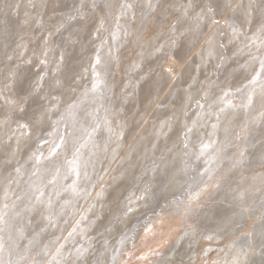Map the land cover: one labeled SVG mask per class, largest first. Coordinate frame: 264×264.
I'll use <instances>...</instances> for the list:
<instances>
[{"label":"rangeland","instance_id":"obj_1","mask_svg":"<svg viewBox=\"0 0 264 264\" xmlns=\"http://www.w3.org/2000/svg\"><path fill=\"white\" fill-rule=\"evenodd\" d=\"M261 11L0 0V264H264Z\"/></svg>","mask_w":264,"mask_h":264},{"label":"clouds","instance_id":"obj_2","mask_svg":"<svg viewBox=\"0 0 264 264\" xmlns=\"http://www.w3.org/2000/svg\"><path fill=\"white\" fill-rule=\"evenodd\" d=\"M249 7L251 8L252 6L249 5ZM247 15L250 16V13H248ZM258 22L262 26H264V11H261V12L258 13ZM244 35L247 38V32H245ZM257 38H259V36ZM262 43H264V40H262ZM262 67H264V65H262Z\"/></svg>","mask_w":264,"mask_h":264}]
</instances>
